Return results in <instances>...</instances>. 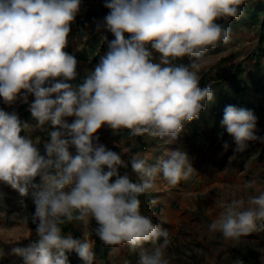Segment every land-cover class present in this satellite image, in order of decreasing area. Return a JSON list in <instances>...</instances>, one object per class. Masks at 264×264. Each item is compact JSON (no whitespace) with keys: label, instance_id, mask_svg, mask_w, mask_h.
<instances>
[{"label":"clouds","instance_id":"1","mask_svg":"<svg viewBox=\"0 0 264 264\" xmlns=\"http://www.w3.org/2000/svg\"><path fill=\"white\" fill-rule=\"evenodd\" d=\"M244 3L105 0L110 12L104 24L115 39L83 82L72 85L65 81L76 77L77 60L63 49L80 0H0V97L12 104L23 89L24 102L28 94L35 97L28 109L35 128L44 130L49 122L59 126L48 134L46 158L30 137L20 135L30 125L15 112L0 109V182L21 196L28 195L30 187L37 189L32 195L38 240L12 249L24 264H68L66 250H75L92 264L91 244L70 234L65 237L60 227L90 218L97 222L94 231L105 245L126 242L136 249L150 242L151 250L141 251L138 264H171L166 254L169 231L141 214L138 197L153 190L158 173L171 187L188 180L194 169L187 153L168 151L156 166L148 164L151 155L133 154L131 168L137 174L133 182L127 173L118 174V167H127L121 156L94 143L98 137L93 134L107 124L133 136L174 142L184 124L198 118L205 102L213 99L210 87L199 86V72L209 47L232 40L231 29L216 19H239ZM124 33L130 36L125 38ZM152 50L159 54V62H153ZM186 56L194 60L188 65L175 63ZM72 116L75 119L68 123L65 117ZM255 121L250 110L225 107L220 123L233 136L235 151H243L246 141L264 140L254 134ZM73 146L75 155L69 151ZM36 177L40 184L33 183ZM226 191L230 199L208 225L209 232L238 243L242 236L264 231V188L257 180ZM231 264L245 262L236 257Z\"/></svg>","mask_w":264,"mask_h":264},{"label":"rangeland","instance_id":"2","mask_svg":"<svg viewBox=\"0 0 264 264\" xmlns=\"http://www.w3.org/2000/svg\"><path fill=\"white\" fill-rule=\"evenodd\" d=\"M104 5L105 0H80L79 11L70 23L68 43L63 50L76 58V72L81 77L95 69L100 56L108 50V42L115 39L104 24V17L110 12ZM241 6L243 15L239 19L230 17L225 21L217 18L215 21L231 29L232 40L227 45L221 43L216 48L209 47L206 62L199 72V86L210 87L213 99L205 102L198 118L184 124L174 142L165 143L160 138L145 134L139 135L145 144L139 146L135 141L137 135L133 136L123 128L114 130L107 124L93 134L98 137L94 143L103 144L106 149L116 152L128 165L118 167L121 176L134 172L130 161L137 152L148 155L151 149L156 153L149 166H156L160 157L166 159L165 153L168 151L187 153L194 169L193 175L174 188L161 185L152 191L153 195L157 194L164 200L171 188L170 191L178 196L177 204L168 203L167 200L166 206H154V199L142 200L144 194L138 197L141 200V214L149 216L154 224L169 231L171 244L166 254L171 258V264H231L233 259L240 258L241 251L245 252L248 248H253L258 257L256 261L245 264H264V231L242 236L238 243H234L225 240L221 233H212L208 229L222 205L230 199L227 187L255 179L258 186L264 188V140L246 141L247 146L243 151H235L233 136L220 123L225 107L239 106L254 114V134L264 138V40H261V36H264V0H245ZM124 36L128 38L130 34L124 33ZM152 51L153 62H159V54ZM82 52L87 54L86 59L81 57ZM192 60L193 57L186 56L175 63L188 65ZM236 67L240 69L238 75L234 74ZM21 92L12 104H6L0 97V109L15 112L22 122L30 125L20 135L30 137L46 157L44 144L50 139L48 134L58 130L59 126H52L49 122L43 126L44 130L35 128L36 121L28 110L35 97L28 94L27 102H24L21 97L25 90ZM52 98H55V94ZM65 119L71 123L75 117ZM225 143L227 149L224 148ZM124 149H128V152H124ZM69 151L75 153L74 146ZM134 176L137 178V174ZM159 179H162V173H158L155 186L159 184ZM33 183L40 184V177H36ZM36 190L30 187L28 195L21 196L11 186L0 182V264H24L23 258L13 253L12 249L27 247L38 240L35 231L38 218L33 223L35 203L32 193ZM65 226L71 227L64 230ZM60 227L65 237L70 234L74 238V229L78 233L76 239L81 242L87 240L91 244L92 264H138L141 251L152 248L150 242H144L136 249L126 242L105 245L93 230L92 218L87 223L72 221ZM158 242H162V238ZM65 254L68 264H86L75 250H66Z\"/></svg>","mask_w":264,"mask_h":264},{"label":"trees","instance_id":"3","mask_svg":"<svg viewBox=\"0 0 264 264\" xmlns=\"http://www.w3.org/2000/svg\"><path fill=\"white\" fill-rule=\"evenodd\" d=\"M242 10H243V7L240 5L239 6ZM108 9V8H107ZM263 23H264V20L262 21ZM262 23V24H263ZM263 26H264V24H263ZM261 40L263 41L264 40V36L262 35L261 36ZM264 49V48H263ZM81 57L82 58H84V59H86V57H87V54H85L84 52H82L81 53ZM238 72V73H237ZM236 73V74H235ZM240 73V69H239V67H236V71L234 72V74L235 75H238ZM86 76L87 75H85V76H79L78 74L76 75V77L73 79V80H71L70 82H72V84L73 85H78V84H81L82 82H83V80L86 78ZM22 93V92H21ZM20 93V94H21ZM236 108H239V106H235ZM126 132H128V130L126 131ZM122 134V133H121ZM136 138H137V142L142 146L143 144V140H142V137L141 136H139V135H137L136 136ZM45 151V150H44ZM40 154L41 155H43L44 154V152H40ZM73 155H75V153H72ZM45 155H46V151H45ZM105 171H107V167L105 166ZM36 179V178H35ZM115 180V177H111L110 178V181H114ZM92 223H93V225H94V227L95 228H97L98 227V224H97V222L95 221V219L94 218H92ZM70 227L71 226H65V228H64V230H67V229H70ZM93 227V230L95 229ZM73 232H74V239H76L77 238V235H78V233L73 229ZM257 252L256 251H254L253 250V248H248V249H246V251L244 252V251H241V254H240V259H242L244 262H247V261H252V262H254V261H256L257 260Z\"/></svg>","mask_w":264,"mask_h":264},{"label":"crops","instance_id":"4","mask_svg":"<svg viewBox=\"0 0 264 264\" xmlns=\"http://www.w3.org/2000/svg\"><path fill=\"white\" fill-rule=\"evenodd\" d=\"M143 140V139H142ZM135 141H137V138H136V140ZM143 144V146L145 145L144 143H142ZM137 145H139L140 146V144L137 142ZM148 155H151V159L148 161V163H150L151 162V160L153 159V157L156 155V153L153 151H151V149L148 151ZM128 166V165H127ZM119 174V173H118ZM132 174H134V175H136L135 174V172H129V174H128V176H129V178L133 181V182H135V180H136V178H135V176L134 175H132ZM120 175V174H119ZM160 177H161V175H160ZM135 178V179H134ZM159 184L158 185H156L154 188H153V190H155V189H157V188H160V186L161 185H163L164 187H171V186H169V185H167V183L166 182H164L163 181V179H159ZM174 188V187H173ZM170 189L171 188H169V191H167L166 192V196H164L165 198H164V200H162L160 197H159V195H157V194H152V191L153 190H151V191H149L150 193L147 195L146 193H148V192H146V193H144V199H142V200H148V199H154V201H155V203L156 204H154V206H166V204H167V200H168V203H172V202H174V204H177V200H178V196H176V194L173 192H171L170 191ZM146 194V195H145ZM152 194V195H151ZM147 196V197H146ZM152 196V197H151ZM176 202V203H175ZM157 209V208H156Z\"/></svg>","mask_w":264,"mask_h":264}]
</instances>
